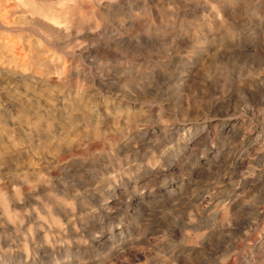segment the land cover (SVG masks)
Here are the masks:
<instances>
[{
  "label": "clouds",
  "instance_id": "1",
  "mask_svg": "<svg viewBox=\"0 0 264 264\" xmlns=\"http://www.w3.org/2000/svg\"><path fill=\"white\" fill-rule=\"evenodd\" d=\"M0 264H264V0H0Z\"/></svg>",
  "mask_w": 264,
  "mask_h": 264
}]
</instances>
